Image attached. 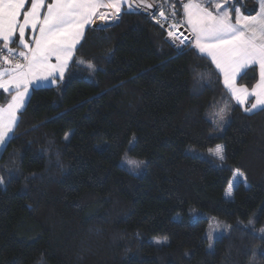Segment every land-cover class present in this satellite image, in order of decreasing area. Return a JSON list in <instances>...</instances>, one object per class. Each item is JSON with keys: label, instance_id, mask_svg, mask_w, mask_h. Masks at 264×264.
Here are the masks:
<instances>
[{"label": "trees", "instance_id": "16d2710c", "mask_svg": "<svg viewBox=\"0 0 264 264\" xmlns=\"http://www.w3.org/2000/svg\"><path fill=\"white\" fill-rule=\"evenodd\" d=\"M184 2L166 9L182 20ZM153 14L93 18L64 78L33 89L0 157V264H252L256 250L264 264V237L246 226L264 224V111L233 104L218 129L215 107L232 103L220 74ZM258 77L252 66L238 83ZM213 216L232 230L208 250Z\"/></svg>", "mask_w": 264, "mask_h": 264}, {"label": "snow or ice", "instance_id": "6c2138e0", "mask_svg": "<svg viewBox=\"0 0 264 264\" xmlns=\"http://www.w3.org/2000/svg\"><path fill=\"white\" fill-rule=\"evenodd\" d=\"M240 0H188L182 5L183 19H175L173 11L166 17L163 10L159 16L171 19L167 35L180 37L182 46H190L201 58H210L211 64L223 76V85L235 101L244 105L251 103L246 112L264 111V0H258L256 14L245 15L237 4ZM28 0H0V89L11 94L6 106H0V146L6 144L18 126V113L22 115L28 85L34 79H47L58 73L63 78L69 61L84 35L86 25L93 18L109 19L100 9L115 10L116 18L121 12V0H30V8L24 10ZM131 7V5H129ZM148 7H153L149 4ZM46 8V11L42 10ZM22 17V20H21ZM159 23V20L157 21ZM186 26L191 38L184 36L181 28ZM38 35L26 38V30ZM15 45V47H13ZM55 58L56 63H51ZM258 65L259 79L251 90L238 84L246 70ZM89 67H94L89 64ZM254 70V68L252 69ZM206 74L202 75V79ZM254 97V102L249 101ZM224 120V109L216 113ZM215 122V121H214ZM65 134V139L69 138ZM212 154L225 160L224 148L217 145ZM139 168L143 161H127ZM241 174L238 172L237 177ZM0 179V184H3ZM235 183H240L239 178ZM230 185L227 195H232ZM253 221H249L252 225ZM264 232V229H261Z\"/></svg>", "mask_w": 264, "mask_h": 264}, {"label": "rangeland", "instance_id": "374dc122", "mask_svg": "<svg viewBox=\"0 0 264 264\" xmlns=\"http://www.w3.org/2000/svg\"><path fill=\"white\" fill-rule=\"evenodd\" d=\"M46 1H48V0H45V3H46ZM154 2H155V4L157 5V7H156V11L158 12V13H155L156 15H157V19L159 20V21H163L164 22V24H165V26H167V25H169L168 27H169V30H170V25L172 24V20L171 19H165V18H161L160 16H159V11H161V10H163L164 12H165V14H166V17L169 15V13H171V11H169V10H167L166 8H168V6L170 5L169 4V0H163V2L162 3H160L161 1L160 0H154ZM28 8H30V0H28V3H26V6H25V11L26 10H28ZM134 8V7H133ZM158 8H159V11H158ZM161 9V10H160ZM43 12H44V9L42 10V14H43ZM150 14H153L152 12L150 13ZM155 14H153V15H155ZM121 16V15H120ZM120 19V18H119ZM118 19V20H119ZM21 20H22V17H21ZM117 20V21H118ZM98 22V21H97ZM167 22V23H166ZM98 24V23H97ZM99 25H103V22H100L99 23ZM183 27L181 28V31L183 32V34H184V36H186V34H185V32H186V30L185 31H183ZM84 31H85V29H84ZM28 32V33H27ZM26 38L27 39H29V36H28V34H29V29L28 30H26ZM33 35H35V33H32ZM32 37V36H31ZM171 39H173L174 41H180V37L178 36L177 38H172L171 37ZM31 42V41H30ZM75 57V53H74V56H73V58ZM72 58V59H73ZM72 60H70L69 61V64H70V62H71ZM80 61H82V62H87V61H85L84 59H80ZM51 63H56V61H55V58H53L52 60H51ZM68 64V65H69ZM2 66V63H0V67ZM67 69V68H66ZM66 69H65V72H64V75H65V73H66ZM221 76V75H220ZM59 77V74L58 73H56V74H54V77H52V76H50V77H48L47 79H39V78H37V79H34L29 85H28V95L25 97V106L27 105V102H28V100H29V98H30V96H31V94H32V91H33V89L34 88H37V87H40V86H55V85H58V83L64 78V76H63V78L62 79H60V78H58ZM221 78H222V76H221ZM223 83V82H222ZM256 84V83H255ZM224 86V85H223ZM254 86V85H253ZM253 86H251V87H253ZM249 87V86H248ZM224 89H225V87H224ZM226 90V89H225ZM226 92H227V90H226ZM227 95H228V97H229V100L232 102V103H229L227 100V102H225V104H223V103H220V104H218V107H215V110H216V112L218 113V112H220V110L221 109H224V120H219V124H218V129H222L223 127H224V125L226 124V122H227V117H226V114H225V112L228 110L227 108H231L232 107V105L234 104V105H237V106H239L240 108H242L243 110L245 109V108H250L251 107V103H246L244 106H241L240 104H238L236 101H235V99L234 98H232L231 96H230V94L227 92L226 93ZM10 99H11V94L9 93V92H5L3 95H1V91H0V106H6V104H7V102H9L10 101ZM250 102H253L252 101V99H250L249 100ZM259 110V109H258ZM245 111V110H244ZM255 111H257V110H255ZM246 112V111H245ZM252 112H254V111H252ZM250 113V112H249ZM19 114L20 113H18V117H19ZM219 117V116H218ZM220 119V118H219ZM15 128L16 127H14V130H15ZM9 136H13V133H10L9 134ZM8 144V143H7ZM7 144H6V146H7ZM220 146H222V145H220ZM216 148V147H215ZM215 148H213V149H211V150H214ZM4 149H5V147L4 146H0V157H1V155H2V153H3V151H4ZM210 150V152H209V154L212 156V157H214V158H216V159H218V160H220L218 157H216V156H214L213 154H212V151ZM129 160H134V161H137V162H140V161H143V160H139V159H137V158H135V157H131V156H124L123 158H122V164L123 165H125V167L126 168H128L131 172H133V173H135V174H140V173H142L143 172V170H144V168H145V162L143 161V163L142 164H140V166H139V168H136L135 169V171H133V168H135V165H130L127 161H129ZM221 161V160H220ZM239 178V180L241 179L240 178V176L239 177H237V175H235L234 176V178L232 179V182H231V184L230 185H236L237 183H235V181L237 180ZM234 186H233V188H234ZM232 188V189H233ZM228 193V192H227ZM201 210H199L198 208H195V207H193V208H190V214H191V218H192V220H195L196 218H197V216L199 215V212H200ZM250 220H252L253 221V224L252 225H249V222L248 223H246V226L249 228V230L250 231H255L258 235H261V236H263L264 237V232H262L261 231V229H264V224H257L258 223V221H257V218H252V219H250ZM232 230V227L231 226H229V225H227V223L225 222V221H223L222 219H220V218H217V217H209L208 218V224H207V227H206V231H205V236H206V238H207V248H208V250H213V248H214V243H215V241H216V239L217 238H219V237H221V236H223V235H226V234H228L229 233V231H231ZM157 242H168V238H156L155 239ZM257 254H258V250H256L255 252H254V256H253V260H252V264H256V260L258 259L257 258Z\"/></svg>", "mask_w": 264, "mask_h": 264}, {"label": "crops", "instance_id": "0c3cea01", "mask_svg": "<svg viewBox=\"0 0 264 264\" xmlns=\"http://www.w3.org/2000/svg\"><path fill=\"white\" fill-rule=\"evenodd\" d=\"M48 2H50V0H48V1H46V4L48 3ZM186 2H188V0H185V2L184 3H186ZM256 2H257V5H258V0H256ZM183 3V4H184ZM129 5H131V7H133L132 6V4H131V0H121V12H122V10L125 8V7H130ZM237 7H239L240 8V10H241V12L243 13V14H245V15H254V14H256V13H254V14H247V13H245V11H244V9H243V7L242 6H237ZM258 10V9H257ZM44 11H46V8L44 9ZM100 12L101 13H108L109 14V19H107V20H100L98 17H94L95 19H96V22L98 23L97 25L99 26V27H104V26H108V25H111V24H113V23H115L119 18H120V15H121V12L118 14V18H116V14H115V10H113V9H104V8H102V9H100ZM100 22H103V25H99V23ZM87 26L88 25H86L85 26V30H86V28H87ZM185 28H186V32H185V34H187V32H190L188 29H187V27L185 26ZM85 32V31H84ZM28 33V32H27ZM26 33V34H27ZM191 34V33H190ZM35 35H38V31L35 33ZM28 36H29V40L31 41V36H33V34H32V32H31V30L29 29V34H28ZM83 38V37H82ZM82 38H81V40H82ZM78 46V45H77ZM13 47H15V45L13 46ZM210 59V58H209ZM69 66V65H68ZM3 67H5L3 64H2V66L0 67V68H3ZM252 67V66H251ZM256 67H257V69H258V76H259V68H258V65H256ZM68 68V67H67ZM67 70V69H66ZM218 71V70H217ZM221 76H222V74H220ZM52 77H54V75L52 76ZM238 79H239V77H238ZM258 79H259V77H258ZM222 82H223V76H222ZM257 82H258V80H257ZM256 82V83H257ZM239 84V83H238ZM239 85H241V84H239ZM255 85V84H254ZM242 86H246V85H242ZM246 87H248V86H246ZM250 90H251V88L252 87H248ZM0 91H1V95H3L5 92L3 91V89H0ZM250 99H252V101L254 102V97H249V100ZM245 105V104H244ZM244 105H241V106H244ZM255 110H258V109H255ZM255 110H253V111H255Z\"/></svg>", "mask_w": 264, "mask_h": 264}, {"label": "water", "instance_id": "95a60500", "mask_svg": "<svg viewBox=\"0 0 264 264\" xmlns=\"http://www.w3.org/2000/svg\"><path fill=\"white\" fill-rule=\"evenodd\" d=\"M131 4L135 9L141 10L145 14L154 12L157 7L154 0H131ZM149 4L153 5V7H148Z\"/></svg>", "mask_w": 264, "mask_h": 264}]
</instances>
